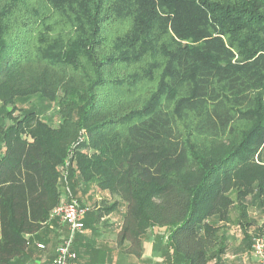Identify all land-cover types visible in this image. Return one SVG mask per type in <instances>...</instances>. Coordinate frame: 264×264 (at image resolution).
Segmentation results:
<instances>
[{
	"label": "trees",
	"instance_id": "16d2710c",
	"mask_svg": "<svg viewBox=\"0 0 264 264\" xmlns=\"http://www.w3.org/2000/svg\"><path fill=\"white\" fill-rule=\"evenodd\" d=\"M249 196L264 206V0H0V264H39L70 233L52 211L88 206L85 228L102 198L129 254L163 230L166 264H210L237 221L242 256L264 233Z\"/></svg>",
	"mask_w": 264,
	"mask_h": 264
},
{
	"label": "rangeland",
	"instance_id": "374dc122",
	"mask_svg": "<svg viewBox=\"0 0 264 264\" xmlns=\"http://www.w3.org/2000/svg\"><path fill=\"white\" fill-rule=\"evenodd\" d=\"M50 103L44 99V98H39V96H33L28 99L22 100L20 102V107L23 108V111L27 109H35L38 112H41V115L43 117H52L56 115V107L50 106ZM240 138V134H236L232 136L231 141H233V144L236 143ZM232 144L229 143V146ZM226 150L221 149L217 150L215 153L222 155ZM235 195V194H234ZM103 199V198H102ZM102 199H99L97 201V205L95 206L94 203L91 204V207L93 208L91 212L87 216L86 220V227L84 230L86 231V235L88 237V240L91 242L92 247L94 246L95 243L99 242V234L105 233L104 235L107 236L108 233H113L114 237L116 235V238L118 240V229L121 226L122 218H123V211L124 209L119 207H115L114 205L111 207L110 211L105 210L104 217L99 220H96L97 217V206H100L103 204ZM114 199V198H113ZM113 199H109L108 205H110L113 202ZM123 210V211H122ZM258 210L260 212H264V206L260 205ZM236 221V219H234ZM235 223V222H233ZM238 222L236 221V224ZM237 226V225H236ZM258 223L250 226L249 231L254 232V230L258 227ZM242 227V226H241ZM241 227L237 226L235 229L236 231H241ZM62 229L64 231H62ZM150 231V230H149ZM158 230H154L156 232ZM81 232V231H80ZM80 232H76L74 241L75 239L77 240L78 237L80 236ZM60 233H65L64 226L61 227ZM117 233V234H116ZM156 233H146L145 240L143 242L144 249L142 255L139 257L138 255L131 253L135 258L142 259L140 264H166L165 262L169 261L166 260L167 254L165 253V250L167 251L168 247H166L167 244V235L166 233L162 232H157ZM102 235V237H104ZM242 238V233H226L225 236L223 237L222 245H226V248L224 249V252L222 255L218 256L217 258H214L210 260V264H214L216 261H218L216 264H259L258 258H256L252 252H249V254H244L240 256L237 247L241 241ZM154 239V241H153ZM109 240H104L103 242H107ZM128 247L132 244L130 242L126 241ZM125 251V249L123 248ZM126 252V251H125ZM174 254L171 255V259L173 260V264H190V262L183 256H180V254L174 250ZM120 261L118 262V264ZM131 264V263H130Z\"/></svg>",
	"mask_w": 264,
	"mask_h": 264
},
{
	"label": "crops",
	"instance_id": "0c3cea01",
	"mask_svg": "<svg viewBox=\"0 0 264 264\" xmlns=\"http://www.w3.org/2000/svg\"><path fill=\"white\" fill-rule=\"evenodd\" d=\"M246 202L247 204L251 202V196L246 198ZM259 206L260 202H253L252 204H248L246 208V213L249 215V220L254 221L251 225L252 227L257 223L260 226L264 222V212L262 213L258 210ZM238 213L239 210L237 211V209H235L232 212V215L236 218ZM236 225L240 226V224H236V222L229 223L227 226L228 228L225 229V233H243L242 229L241 231H236ZM159 231L164 233L163 230H158L156 232H154V230H150L149 233H157ZM85 233V230L81 231L78 239H75V241L73 242V248L75 247L78 252H76L78 254V261H75L74 264H118L119 261V264H140V262L142 261V259L135 258L132 254L125 252L123 248L119 247L118 240L114 239L116 238V235L114 237L113 233H108L107 236L104 235L105 233H101V235L99 234V236H101L99 238V242L95 243L93 247ZM52 235V237H54V234ZM68 235L69 231L67 230L65 231V233L59 234V237L62 236L61 238H64ZM102 235H104V237H102ZM59 237L54 238L53 245L46 244V248L50 252L49 254L54 255L56 253V247L60 241ZM104 240L109 241L103 242ZM49 254L46 253V255L42 257L41 262L39 264H52L51 259H47V256H49Z\"/></svg>",
	"mask_w": 264,
	"mask_h": 264
},
{
	"label": "built area",
	"instance_id": "2783aa9c",
	"mask_svg": "<svg viewBox=\"0 0 264 264\" xmlns=\"http://www.w3.org/2000/svg\"><path fill=\"white\" fill-rule=\"evenodd\" d=\"M89 210L88 206H82L77 201H64L60 203L51 213L62 225H67L70 233L65 236L56 247V255L53 264H72L77 253L72 249L76 232L84 230V217ZM39 247H45L43 243ZM252 253L258 258L259 264H264V233L254 237Z\"/></svg>",
	"mask_w": 264,
	"mask_h": 264
}]
</instances>
